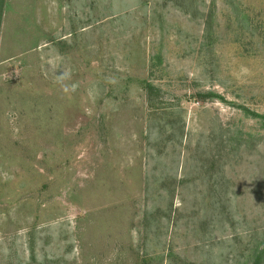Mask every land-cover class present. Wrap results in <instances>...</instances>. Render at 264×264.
Listing matches in <instances>:
<instances>
[{"label": "rangeland", "instance_id": "374dc122", "mask_svg": "<svg viewBox=\"0 0 264 264\" xmlns=\"http://www.w3.org/2000/svg\"><path fill=\"white\" fill-rule=\"evenodd\" d=\"M252 112L264 0H4L0 264H249Z\"/></svg>", "mask_w": 264, "mask_h": 264}, {"label": "trees", "instance_id": "16d2710c", "mask_svg": "<svg viewBox=\"0 0 264 264\" xmlns=\"http://www.w3.org/2000/svg\"><path fill=\"white\" fill-rule=\"evenodd\" d=\"M3 2H4V0H0V18L2 15ZM145 89H148V94H149V91L150 92L153 91V85L151 83L147 82L145 84ZM199 96L202 99H207V98L208 99H212V98H221L222 99V97L220 95H217L213 92H208L204 95H199ZM251 114H252V117H261L264 119V115H258L254 112H252ZM260 244H262V245H260ZM258 246H255L253 248L252 257H251V261H249V264H263V261H264V242L263 241L259 242Z\"/></svg>", "mask_w": 264, "mask_h": 264}]
</instances>
